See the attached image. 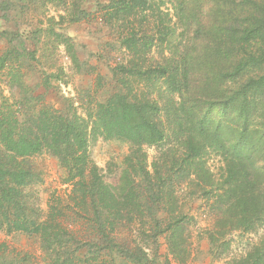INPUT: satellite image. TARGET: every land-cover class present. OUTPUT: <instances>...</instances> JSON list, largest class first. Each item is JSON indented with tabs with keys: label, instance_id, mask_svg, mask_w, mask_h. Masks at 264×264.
Masks as SVG:
<instances>
[{
	"label": "trees",
	"instance_id": "1",
	"mask_svg": "<svg viewBox=\"0 0 264 264\" xmlns=\"http://www.w3.org/2000/svg\"><path fill=\"white\" fill-rule=\"evenodd\" d=\"M97 2L127 59L111 68L116 91L87 118L71 103L56 106L34 95L22 73L34 53L23 43L19 54L6 33L11 49L0 56V71L17 53L22 78L15 109L0 105V232L37 237L50 264H154L162 244L166 264L170 257L185 264L194 217L179 204L182 192L212 202V243L258 232L264 227V0H179L174 14L164 0ZM84 3L71 5L86 15ZM39 32L81 65L71 37L51 27ZM29 39L34 46L41 40ZM97 139L131 146L114 184L91 158ZM154 146L164 149L148 165L145 147ZM44 153L58 160L69 188L65 197H52L46 216L32 160ZM212 156L221 161L217 175ZM240 264H264V236Z\"/></svg>",
	"mask_w": 264,
	"mask_h": 264
},
{
	"label": "rangeland",
	"instance_id": "2",
	"mask_svg": "<svg viewBox=\"0 0 264 264\" xmlns=\"http://www.w3.org/2000/svg\"><path fill=\"white\" fill-rule=\"evenodd\" d=\"M66 1V5H62L53 0H0V56L11 49L6 33H9L12 46H16L21 55H24L22 44L25 43L27 50L34 53L35 59L24 64L22 73L26 84L34 90V95H40L41 100L56 106L71 103L78 114L87 118V111L93 109L95 103L104 101L116 91L117 82L113 79L111 68L127 58L120 47L119 32L101 19L103 5L97 2L99 0H85L82 7L86 10V15H80L77 7H72L73 0ZM177 1L179 0H164L171 14H174L173 8ZM61 17L65 19L62 20ZM50 27L74 40L80 66L71 62L62 45L40 34V29ZM180 31L178 35L181 34ZM35 35L41 40L34 46L29 38H35ZM14 56L15 60L0 71V105H12L15 109L13 102L21 96V90L15 83L22 78V73L18 69L19 55L16 53L12 55ZM11 72L17 76L11 75ZM47 76L50 86L44 85ZM146 93L147 91L145 95ZM24 111L30 112V106L24 108ZM162 149L164 148L158 146L145 147L148 165L160 156ZM130 150V144L122 141L97 139L90 144L91 158L110 184L119 179ZM212 157L209 166L217 175L221 161L216 156ZM32 160L41 175L37 197L46 216L52 197H65L64 192L69 188L63 184L64 170L55 157L44 153ZM178 196L182 209L194 217V221L187 225L190 253L185 264H240L252 247L261 242L264 227L252 233L233 232L226 237L227 244H223L222 240L212 243L208 238L209 231H214L215 223L212 202L189 197L185 192ZM141 239L142 246L147 245L143 242L144 238ZM152 249L151 246L147 249L151 258L154 257ZM166 255V245L162 244L154 264H166ZM169 260L171 264H180L172 257ZM0 264H50V259L42 250L37 237L24 234L8 236L0 232Z\"/></svg>",
	"mask_w": 264,
	"mask_h": 264
}]
</instances>
